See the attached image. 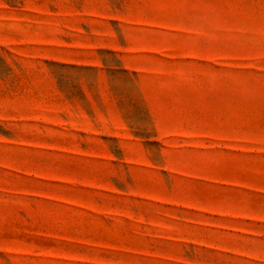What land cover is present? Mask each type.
Here are the masks:
<instances>
[{
	"label": "rangeland",
	"instance_id": "1",
	"mask_svg": "<svg viewBox=\"0 0 264 264\" xmlns=\"http://www.w3.org/2000/svg\"><path fill=\"white\" fill-rule=\"evenodd\" d=\"M0 264H264V0H0Z\"/></svg>",
	"mask_w": 264,
	"mask_h": 264
}]
</instances>
